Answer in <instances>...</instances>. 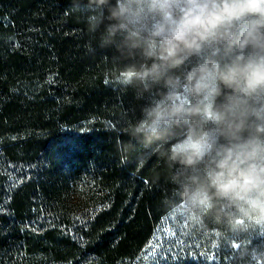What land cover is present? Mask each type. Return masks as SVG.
Wrapping results in <instances>:
<instances>
[{
    "label": "trees",
    "instance_id": "trees-1",
    "mask_svg": "<svg viewBox=\"0 0 264 264\" xmlns=\"http://www.w3.org/2000/svg\"><path fill=\"white\" fill-rule=\"evenodd\" d=\"M82 2L0 0V213L21 231L11 241L0 231V264H135L113 252L138 232V212L145 236L174 214L166 163L121 150L139 102L98 49ZM195 229L200 249L176 264H236L258 242Z\"/></svg>",
    "mask_w": 264,
    "mask_h": 264
},
{
    "label": "clouds",
    "instance_id": "clouds-1",
    "mask_svg": "<svg viewBox=\"0 0 264 264\" xmlns=\"http://www.w3.org/2000/svg\"><path fill=\"white\" fill-rule=\"evenodd\" d=\"M76 7L139 102L121 150L162 159L172 211L229 241L251 234L236 264H264V0Z\"/></svg>",
    "mask_w": 264,
    "mask_h": 264
},
{
    "label": "rangeland",
    "instance_id": "rangeland-1",
    "mask_svg": "<svg viewBox=\"0 0 264 264\" xmlns=\"http://www.w3.org/2000/svg\"><path fill=\"white\" fill-rule=\"evenodd\" d=\"M4 135L5 133H0V139ZM127 140V134L123 133L119 141ZM146 217V210L143 207V210H140L136 215L135 227H139L137 230L139 233H130L122 242L120 249L113 252L115 261L122 254L127 253L136 256L135 264H170L171 262L176 264L184 258L185 254L189 255L195 248L200 249L198 239L194 243L196 240L194 237L195 225L183 215L174 212L162 226L154 229L153 234L149 236H145V231L140 229L144 227V224L146 227L148 226ZM0 231L6 241L19 238L21 235V231L15 228L2 213H0ZM153 246L155 247L153 248Z\"/></svg>",
    "mask_w": 264,
    "mask_h": 264
},
{
    "label": "snow or ice",
    "instance_id": "snow-or-ice-1",
    "mask_svg": "<svg viewBox=\"0 0 264 264\" xmlns=\"http://www.w3.org/2000/svg\"><path fill=\"white\" fill-rule=\"evenodd\" d=\"M155 246H153V248H154Z\"/></svg>",
    "mask_w": 264,
    "mask_h": 264
}]
</instances>
